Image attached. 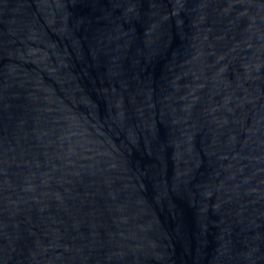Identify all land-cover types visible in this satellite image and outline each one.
Segmentation results:
<instances>
[{"label": "water", "instance_id": "water-1", "mask_svg": "<svg viewBox=\"0 0 264 264\" xmlns=\"http://www.w3.org/2000/svg\"><path fill=\"white\" fill-rule=\"evenodd\" d=\"M0 264H264V0H0Z\"/></svg>", "mask_w": 264, "mask_h": 264}]
</instances>
